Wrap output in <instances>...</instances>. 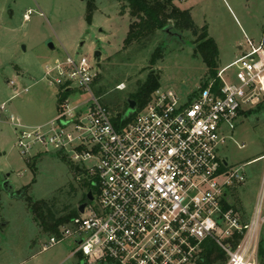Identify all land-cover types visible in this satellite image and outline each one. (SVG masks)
<instances>
[{"label":"built area","instance_id":"1","mask_svg":"<svg viewBox=\"0 0 264 264\" xmlns=\"http://www.w3.org/2000/svg\"><path fill=\"white\" fill-rule=\"evenodd\" d=\"M261 35L258 42L245 35V52L186 98L158 87L145 106L114 117L95 94V58L66 54L46 64L48 84L67 95L45 124L27 127L9 115L17 148L26 158L62 153L94 198L83 212L77 204L78 214L41 250L72 238L70 256L83 263L197 264L209 240L224 264H259L264 175L255 212L243 223L226 191L244 182L245 164L228 166L219 149L245 106L264 99V27ZM74 89L88 97L71 104Z\"/></svg>","mask_w":264,"mask_h":264},{"label":"rangeland","instance_id":"2","mask_svg":"<svg viewBox=\"0 0 264 264\" xmlns=\"http://www.w3.org/2000/svg\"><path fill=\"white\" fill-rule=\"evenodd\" d=\"M173 2L181 9L190 10L198 27H209L210 36L213 35L220 47L218 68L237 57L233 40L243 38L237 21L247 34L252 28L256 37L264 24V0ZM124 3L96 0V7L87 18L86 0H0V174H8L21 195L20 198L7 196L0 176V225L5 224L0 226V264H109L83 263L70 256L74 248L72 238L41 250L51 234L35 221L28 208L29 201L46 202L56 219L79 204L84 190L76 178L74 164L62 153L48 151L26 158L16 145L17 132L9 115L27 127L45 124L57 115L58 89L48 84L46 64L66 54L86 55L93 60L94 51L99 50L95 88L102 93L95 91V94L113 117L128 110L127 100L132 99L129 93H133L150 72L159 77L160 88H171L182 98L197 90L207 76L206 65L200 55L195 54V36L190 31H178L179 36L168 38L157 30L148 41L141 39L124 46L129 23L133 20L129 8L122 9ZM25 13L27 18H24ZM156 49L162 50V58L152 63ZM120 83L125 84L122 90L116 88ZM68 96L71 104L88 97L78 89ZM262 101L245 106L234 121L231 138L219 149L221 158H227L228 166L245 164L244 182L235 183L226 191L230 204L241 213L243 223H248L255 212L264 175V99ZM260 215H264V199ZM67 224L63 223L60 229ZM260 246L263 250L264 223L260 227L258 250ZM260 258L264 262V257ZM225 260L224 256L213 264H224Z\"/></svg>","mask_w":264,"mask_h":264},{"label":"trees","instance_id":"3","mask_svg":"<svg viewBox=\"0 0 264 264\" xmlns=\"http://www.w3.org/2000/svg\"><path fill=\"white\" fill-rule=\"evenodd\" d=\"M96 0H86V16L90 17L95 9ZM124 1L126 5L122 6L129 8V14L133 20L129 23V29L124 39V46H128L135 41L141 39L150 40L157 30H161L165 26L173 27L178 33L182 31H190L195 39V54L200 55L204 64L207 67L206 78L213 77L218 71V48L213 38L208 33L206 26L198 27L195 25L190 10L181 9L173 0H117ZM179 34V33H178ZM162 58V50L156 49L152 54L151 62ZM159 87V77L150 72L147 74L145 81L139 84L133 93L129 96L136 102L138 109L146 105L153 91ZM97 93H102L100 89L95 88ZM67 93L57 94V107L59 102L66 97ZM263 102V101H261ZM261 102H259L261 104ZM64 157V156H63ZM78 170L77 167H74ZM81 188L84 189L79 200V203L85 201L87 189L90 184L86 180L80 182ZM28 208L36 222L50 234H59L60 226L68 222L78 212L72 208L67 215L55 219V212L46 202L31 203L29 201ZM262 247H259V254H262ZM224 252L212 241H206L203 245L201 259L197 264H213L216 260L224 259Z\"/></svg>","mask_w":264,"mask_h":264},{"label":"water","instance_id":"4","mask_svg":"<svg viewBox=\"0 0 264 264\" xmlns=\"http://www.w3.org/2000/svg\"><path fill=\"white\" fill-rule=\"evenodd\" d=\"M162 31L167 35L168 38H171L172 36H179V34L173 31L170 26H165L162 29ZM48 45L51 49L54 48L51 43H49ZM100 56H101V52L99 50H95L93 53V57L98 61L100 59ZM127 105H128V110L125 112V115H128L131 111H133L134 107L136 106V102L132 99H128ZM0 176L2 179L1 187L3 191L6 193V195L9 196L10 198H20L21 195L16 192L14 185L11 183V181L8 178V174L2 172ZM93 198L94 197H93L92 189H88V191L86 192V199L93 200ZM85 205H86V201L81 202L78 205L77 210L79 212H83ZM4 225H5L4 223H1L0 226L3 227Z\"/></svg>","mask_w":264,"mask_h":264},{"label":"crops","instance_id":"5","mask_svg":"<svg viewBox=\"0 0 264 264\" xmlns=\"http://www.w3.org/2000/svg\"><path fill=\"white\" fill-rule=\"evenodd\" d=\"M238 23H239V31L241 32V34H243V38L242 39H235V40H233V46H234V48H235V50L237 51V57L236 58H234L232 61H234L235 59H237V58H239L244 52H245V50L247 49V46H246V39H245V35L247 36V37H250L254 42H258L259 41V39L261 38V33H262V30H263V27H264V24L262 25V27H261V29L258 31V33H259V36L258 37H256V35H255V33L256 32H254L253 31V29L252 28H250V33H246L244 30H242V26H241V24H240V22L239 21H237ZM195 23V22H194ZM196 25V24H195ZM202 26H206V29H207V33H208V35L210 36V30H209V27L207 26V25H202ZM202 26H199V27H202ZM213 36V35H212ZM212 36H210L211 38H213ZM214 39V38H213ZM214 41L216 42V44H217V48H218V58L220 57V47H219V45H218V42H217V40L216 39H214ZM232 61H230V62H228L227 64H229V63H231ZM226 64V65H227ZM225 66V65H224ZM224 66H222V67H224ZM222 67H219L218 69H220V68H222ZM261 102V101H260ZM259 188H260V186H259ZM258 193H259V189H258ZM234 201V200H233ZM236 209V208H235ZM237 210V209H236ZM237 212H238V214H239V217H240V219H241V213L237 210ZM253 216V215H252ZM252 216H251V218H252ZM250 218V219H251ZM241 221H242V219H241ZM263 252H262V254H259L258 253V257H259V264H264V262L261 260V258L260 257H264V247H263V250H262ZM258 252H259V250H258ZM77 258V257H76ZM78 259V258H77ZM78 261H79V259H78Z\"/></svg>","mask_w":264,"mask_h":264},{"label":"flooded vegetation","instance_id":"6","mask_svg":"<svg viewBox=\"0 0 264 264\" xmlns=\"http://www.w3.org/2000/svg\"><path fill=\"white\" fill-rule=\"evenodd\" d=\"M16 192L19 194V191L18 190H16Z\"/></svg>","mask_w":264,"mask_h":264}]
</instances>
